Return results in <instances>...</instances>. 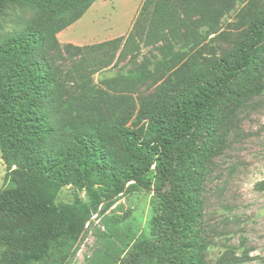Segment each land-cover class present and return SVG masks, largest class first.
Wrapping results in <instances>:
<instances>
[{"label": "trees", "instance_id": "1", "mask_svg": "<svg viewBox=\"0 0 264 264\" xmlns=\"http://www.w3.org/2000/svg\"><path fill=\"white\" fill-rule=\"evenodd\" d=\"M95 1L0 0V16L6 3L32 12L22 28L0 33V147L17 166L12 185L0 188V264H43L51 257V264H64L91 218L87 206L56 201L67 184L98 187L95 214L113 197L153 193L149 234L122 264H208L205 186L233 118L264 94V12L211 60L182 62L170 46L152 68L110 74L124 57L135 58L141 43L162 41L188 20L195 22L185 30L194 41L214 33L218 8L215 0H144L126 36L61 43L57 33ZM57 57L72 68L63 72ZM168 66L177 67L157 75ZM96 73L98 84L126 91L91 84ZM69 81H80L83 92L70 94ZM55 117L66 118L63 125Z\"/></svg>", "mask_w": 264, "mask_h": 264}, {"label": "rangeland", "instance_id": "2", "mask_svg": "<svg viewBox=\"0 0 264 264\" xmlns=\"http://www.w3.org/2000/svg\"><path fill=\"white\" fill-rule=\"evenodd\" d=\"M143 2L96 0L76 21L60 30L57 38L61 43L84 46L126 36ZM215 3L219 19L214 33L203 32L194 41L185 30L192 28L188 22H195L188 20L187 28L175 27L162 41L149 45L141 43L135 58L124 57L115 67H110L109 73L144 66L152 68V64L164 56L163 50L170 46L182 62L193 56L211 60L230 50L249 19L264 12V0H215ZM31 14L26 7L6 3L5 13L0 16V33L17 26L22 28ZM203 28L204 25H199L197 29ZM56 64L63 72L72 68L71 61L64 58L57 57ZM176 67H164L157 75L167 74ZM91 84L110 93L126 91L123 85L108 89L98 84V73L92 76ZM145 88L146 85L141 90ZM67 90L70 94H78L83 92V85L80 81L78 85L69 81ZM64 119L55 117L53 120L56 125H63ZM15 162L14 155L6 158L0 147V188L12 185V172L17 168ZM94 188L91 192L67 184L61 186L57 195V202L77 207L84 205L91 211L90 222L85 223V229L69 255V264H122L120 258L137 240L149 234L153 193L136 190L113 197L100 203V212L95 214L93 207L98 199V187ZM204 200V225L210 242L208 264H264V94L249 99L233 118L226 147L211 166ZM3 252L4 247L0 246V259ZM51 260L52 257L43 264H51Z\"/></svg>", "mask_w": 264, "mask_h": 264}, {"label": "water", "instance_id": "3", "mask_svg": "<svg viewBox=\"0 0 264 264\" xmlns=\"http://www.w3.org/2000/svg\"><path fill=\"white\" fill-rule=\"evenodd\" d=\"M77 243H78V241H77L76 244L73 246L71 252L74 250V248L76 247ZM68 258H69V256H68ZM68 258L66 259V261L68 260ZM66 261L64 262V264H66Z\"/></svg>", "mask_w": 264, "mask_h": 264}]
</instances>
